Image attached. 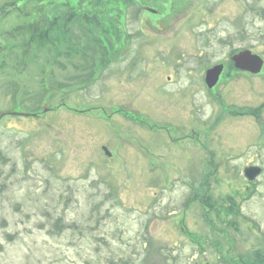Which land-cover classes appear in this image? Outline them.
<instances>
[{
  "label": "rangeland",
  "instance_id": "374dc122",
  "mask_svg": "<svg viewBox=\"0 0 264 264\" xmlns=\"http://www.w3.org/2000/svg\"><path fill=\"white\" fill-rule=\"evenodd\" d=\"M0 14V264H264V139L225 105L263 94L262 68L221 74L219 99L204 81L237 45L264 55V0Z\"/></svg>",
  "mask_w": 264,
  "mask_h": 264
},
{
  "label": "flooded vegetation",
  "instance_id": "af4514ba",
  "mask_svg": "<svg viewBox=\"0 0 264 264\" xmlns=\"http://www.w3.org/2000/svg\"><path fill=\"white\" fill-rule=\"evenodd\" d=\"M247 48L251 49V47L249 45H247V46L246 45H237L235 48H233L228 53V57L229 58H228L227 61L224 62L223 73L224 72H228L231 75H226L225 76L226 79H231L230 81H232L233 78H236V79L237 78H244V79H247V81L249 80L250 82H252L258 76V74H256L251 69H244V68L236 67V62L233 60L232 56L236 52H238L240 50H245ZM262 56H263V64L261 65L262 70L259 73H260V76L262 75V78H263V81H264V55H262ZM215 64H217V63H215ZM211 66H214V65H211ZM208 68L209 67H207V69ZM223 73H222V75H223ZM222 75L220 76L218 83L215 84V86L213 88H209L208 87L207 82L205 80V76H204L205 85H206V88L208 89L209 92L212 93L216 89V86L220 82H223L221 80L222 79ZM262 78H257V83L259 84V86H255V84H257V83L253 84L254 85V89L258 90L259 92H260L259 87H260V85L262 83ZM261 86H264V85H261ZM263 89H264V87H263ZM214 95L215 94L212 93V96H214ZM216 95L220 96L219 93L216 94ZM214 99H219V97H215ZM246 101L247 102L243 106L241 104L235 102V101H231L229 104H225V105L226 106L228 105V107L231 108V112H233L234 117H238V118L241 117V116L245 117V119L248 120L247 124L249 126V129H247V132L254 139L262 140V139H264V93L260 94L258 96L256 95L255 97L249 96ZM242 107H244V108H242ZM218 121H219V117H217L214 122L217 123ZM206 127L200 128L202 130L200 132L203 133V136H205L206 139H207V137L211 138L210 139L211 140L210 144H213L212 142L214 141V137H212L210 135L211 128L208 129ZM207 144H209V143L207 142L206 145ZM196 145H198V144H196ZM200 145H202V144L200 143ZM214 159L215 158H213L212 162L214 161Z\"/></svg>",
  "mask_w": 264,
  "mask_h": 264
},
{
  "label": "water",
  "instance_id": "95a60500",
  "mask_svg": "<svg viewBox=\"0 0 264 264\" xmlns=\"http://www.w3.org/2000/svg\"><path fill=\"white\" fill-rule=\"evenodd\" d=\"M233 60L236 62V67L251 69L254 72H259L261 70V65L263 64V57L260 54L254 53L251 49H245L237 52L232 56ZM224 64L219 63L215 66L208 68L205 74V80L209 88H213L215 84L218 83L219 78L224 70ZM3 113L2 115H4ZM28 114V113H27ZM1 115V116H2ZM0 116V117H1ZM104 151L107 154L112 155V152L104 147ZM263 168L258 165L247 166L245 169V175L251 181L255 180L257 176L262 172Z\"/></svg>",
  "mask_w": 264,
  "mask_h": 264
},
{
  "label": "trees",
  "instance_id": "16d2710c",
  "mask_svg": "<svg viewBox=\"0 0 264 264\" xmlns=\"http://www.w3.org/2000/svg\"><path fill=\"white\" fill-rule=\"evenodd\" d=\"M132 1L135 2L136 0H132ZM9 13H10V11H4V14L5 15H7ZM0 18H1V14H0ZM213 203L214 202H212V206L214 205ZM221 206L225 207L224 205H221ZM226 207H227V209L225 210V212H227L229 215L232 214V213H237L238 212L237 209H239V208H236V206H234V205H232V207H228V206H226ZM255 255H257V258L255 260L256 262H260V261L262 262V261H264V255H262V254L261 255H258L257 252H256Z\"/></svg>",
  "mask_w": 264,
  "mask_h": 264
}]
</instances>
